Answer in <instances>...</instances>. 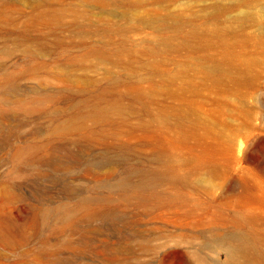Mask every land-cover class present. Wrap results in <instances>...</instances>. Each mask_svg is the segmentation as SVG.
I'll use <instances>...</instances> for the list:
<instances>
[{
	"label": "rangeland",
	"instance_id": "rangeland-1",
	"mask_svg": "<svg viewBox=\"0 0 264 264\" xmlns=\"http://www.w3.org/2000/svg\"><path fill=\"white\" fill-rule=\"evenodd\" d=\"M0 11V91L7 74L18 87L0 108V192L10 176L24 182L20 191L33 201L35 187L24 179L38 171L8 161L17 147L68 159L65 151L83 153L84 162L58 174L94 197L108 194L103 186L128 166H156L150 161L156 151H175L195 169L188 187L194 197L206 205L224 201V215L238 210L257 217L252 230L264 252V62L248 72L240 64L254 54L264 58V0H0ZM49 95L56 99H39ZM92 108L108 120L67 130ZM72 114L78 119L66 128ZM57 140L61 148L53 146ZM104 157L111 166L86 171L88 160ZM43 178L54 195L50 205L59 203L62 183ZM116 202L117 213L134 217L132 204ZM156 213L143 216L140 226L179 233L178 224L209 219ZM158 234L147 239L164 246L126 259L120 254L116 264H159L172 241ZM104 235L94 243L104 238L116 247L117 235ZM192 240L189 252L199 242ZM213 259L221 264L224 256L206 253V261ZM77 263L110 264L93 249ZM162 264L185 263L174 251Z\"/></svg>",
	"mask_w": 264,
	"mask_h": 264
},
{
	"label": "bare ground",
	"instance_id": "bare-ground-1",
	"mask_svg": "<svg viewBox=\"0 0 264 264\" xmlns=\"http://www.w3.org/2000/svg\"><path fill=\"white\" fill-rule=\"evenodd\" d=\"M262 62L264 58L257 57L255 54L253 57H245L240 60L241 71L248 72ZM8 75L0 91L6 94L3 97L0 96L2 104L0 108H3L5 104L8 105L10 94L18 90L11 81V76ZM39 99L46 104L56 98L49 95ZM92 109L93 112L83 116L81 123L73 125L72 129L67 128V125L78 118L77 114L70 115L69 121L64 124L67 130L78 131L80 127H85L87 122L94 124L108 120L99 115L102 113L100 108ZM4 113L6 112L3 111L2 114ZM8 115L10 113L7 112L6 116ZM53 146L61 148L58 140ZM36 149L17 147L8 160L13 162L17 170H26L31 167L38 172L33 173L34 178L28 176L24 179L35 187L32 202L28 201L29 197L20 191L23 181L14 180L9 178L10 176L5 178L6 182L0 192V243L4 246V249L0 248V264H78V257L86 250L92 249L101 254L102 258L110 264H116L120 254H123L126 259V255L135 254L137 250L157 251L164 246L147 239L157 233H159L157 237L172 241L168 242L170 247L166 250L164 257L159 260V264L167 261L174 251L180 254L185 264H218V260L215 259L211 262L206 261V253L209 252L222 254L224 259L221 264H264L261 242L252 230V224L257 217L248 216L238 210L224 215V201L223 203L219 201L216 205H206L200 198L194 197L188 187L193 183L189 175L195 169L191 170L192 167L188 169L187 163L182 161L175 151H156L150 159L156 166H128L124 175L115 183L103 186L108 190V194L94 197L84 195L82 186L67 183L65 178H61L58 174L70 171L72 167L84 162L83 153L73 150L65 151L64 154L71 157L68 159L41 155L37 152L44 148L38 151ZM86 166L87 172H93V168L103 169L111 166V161L105 157L93 158L87 161ZM207 171L215 174L213 169H207ZM112 175L113 171L110 170L105 176L110 179ZM47 176H51L53 184L62 183L60 185L63 199L54 205H50L54 195L49 194V189L39 182ZM204 181L207 183L209 180L201 182ZM199 183L200 181H197L195 184ZM73 197H78L74 205L64 201ZM119 199L127 206L126 208L128 205H133L132 219L128 218L126 210L122 213L116 212L115 208L120 206L116 200ZM18 201L22 202L20 207L15 205ZM46 203L49 205H45ZM94 204L100 207L97 209ZM157 211L158 216L171 212L184 218L207 213L209 219L205 222L201 219L200 223L178 224L181 229L179 233H174L177 230H170L169 234H163L156 225L150 228L140 226V219L143 216ZM14 213L15 218L10 216ZM53 217L56 218L55 224L50 223ZM22 218H26L23 224L20 223ZM180 219L178 221L182 222ZM188 227L191 235L186 230ZM128 229L132 230L130 234L127 233ZM105 231L109 234L111 231L117 235L116 247H112V242L104 238L100 239L99 244L94 243V239L97 236H103ZM190 238L199 239V242L197 246H194L195 250L189 252L187 248L193 247L194 244ZM180 245L183 246L179 247ZM65 252H69L70 255L65 256ZM139 262L138 264H152L151 261Z\"/></svg>",
	"mask_w": 264,
	"mask_h": 264
}]
</instances>
